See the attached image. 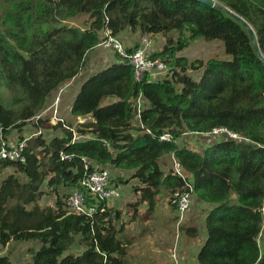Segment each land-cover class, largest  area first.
I'll return each mask as SVG.
<instances>
[{
    "label": "trees",
    "instance_id": "obj_1",
    "mask_svg": "<svg viewBox=\"0 0 264 264\" xmlns=\"http://www.w3.org/2000/svg\"><path fill=\"white\" fill-rule=\"evenodd\" d=\"M210 1L215 5L0 0V132L6 138L22 132L50 97L81 73L107 31L116 37L127 30L164 35L166 45L153 56L174 73L158 82L149 76L136 81L133 66L121 59L87 78L71 108L74 117H91L79 125L78 132L88 137L84 141H74L72 130L51 125L50 118L33 122L37 132L49 128L63 134L30 139L24 163L0 161L1 168L15 170L0 184V250L34 241L40 247L29 249L32 264H132L130 243L117 223L128 213L134 218L144 205L152 215L163 194L170 198L189 183L211 208L197 263L264 264V0ZM81 18H86L82 24H72ZM197 40L221 41L229 58L204 63L179 56ZM190 69H203L201 78L189 75ZM140 95L141 123L135 127ZM221 128L239 139L216 135L200 151L179 143L186 133L208 137ZM165 134L170 141L162 140ZM62 154L71 159L62 160ZM167 155L183 167L185 180L174 174L172 160L165 173ZM85 159L133 172L121 181H134V200L123 205L121 195L99 202L93 217L72 213L67 199L81 189ZM46 196L55 197L53 206L41 205ZM182 231L197 233L195 227ZM0 264H12L10 257L0 256Z\"/></svg>",
    "mask_w": 264,
    "mask_h": 264
},
{
    "label": "rangeland",
    "instance_id": "obj_2",
    "mask_svg": "<svg viewBox=\"0 0 264 264\" xmlns=\"http://www.w3.org/2000/svg\"><path fill=\"white\" fill-rule=\"evenodd\" d=\"M86 18H81L73 22V25H80ZM125 34L122 33L119 37L124 47L127 49L126 45L129 42H133L134 33L130 30ZM126 35V36H125ZM175 37L177 36L174 35ZM104 37V35H103ZM148 37L154 40V52H160L159 50H163L164 46L167 43V38L164 35H148ZM254 43L257 44L254 39ZM179 56H184L188 58L190 61L200 60L204 63L208 62L211 59H228L229 56L225 53L224 44L221 41H213L207 42L205 40H197L194 41L187 49L183 50ZM122 58L116 54L113 50H106L101 46H97L93 49L86 58L84 68L81 73L71 82L67 83L61 89L56 91L49 99L47 107L44 109L47 111V116H54V111L56 110V106L58 109V118L63 119L65 125H69L77 132V140L81 139V133L78 132L79 125L83 122L77 117L71 115L69 110L68 101L75 95L76 91L80 90L83 83L87 78L97 73L100 70H103L109 67L113 62H119ZM169 67V66H168ZM173 71L171 70L168 77H161V80L172 79ZM188 74L191 75L194 79L199 80L203 74V69L196 70L190 69L188 70ZM110 99L108 101L111 102ZM60 103V104H59ZM53 108V109H52ZM50 109V110H49ZM139 121H135L134 125L137 127ZM50 125V124H49ZM47 125V126H49ZM37 130L34 127V123H28L23 131L20 132L18 130H14L11 135H9L10 140H14V138L30 137L32 134L36 133ZM44 137L47 140H51L52 137L56 135H62L61 131H56L53 129L46 128L42 130ZM213 133V132H212ZM220 133V132H219ZM84 136V135H83ZM208 136V135H207ZM221 139H225L227 136L225 134H220ZM24 138V137H23ZM87 136H84V139H87ZM219 138V136H218ZM216 135L208 136L206 135H192L190 133H186L183 136L179 143L182 146H187L196 151H200L203 149L204 143H214L217 139ZM214 140V141H213ZM162 160V168L165 173H168L166 168L165 161L173 160L171 155H167L163 157ZM174 161L172 162V166H174ZM15 170L12 168H1L0 167V184L1 182L7 178L8 175L14 173ZM120 172V171H118ZM114 176V175H113ZM120 179V178H117ZM125 179V178H123ZM128 180V179H127ZM126 181V180H125ZM117 186L121 188L125 185L121 180H117ZM134 182L131 181L128 185V193L131 198H124L122 204H128L130 201L134 200V191L132 186ZM132 185V186H131ZM197 196L193 195V198L190 201V206L188 209L184 211H179L177 208L170 203V198H166L163 196L160 198L158 202V206L155 209V212L152 215H148V206L144 205L141 208L139 214H137L133 218V213H128L124 215V218L121 222L117 223L118 229H122L123 233L121 234L124 237L126 242H129V256L128 260L132 264H167L174 259L175 252L177 253V257L183 256V253L179 251L183 248L188 253L189 249L187 248L186 243H181L182 238L186 236L191 239H195V241H199L203 239L200 234L201 229H204L202 226L204 225L203 217L207 214V209H203V202L200 201L199 205L193 209L192 200ZM199 199V198H198ZM55 203L54 196H46L42 201L41 205L44 207L53 206ZM179 213V217L175 216L176 213ZM187 215L189 217L186 219ZM182 220V221H180ZM197 229L196 236L191 237L187 233L182 231L183 227H193ZM205 232V229H204ZM177 238L175 239L176 235ZM196 237H198L196 239ZM40 244L38 242L30 241V242H12L7 248H1L0 251H5V253L10 257L12 264H32V255L29 249H38ZM72 252V251H71ZM75 253V252H74ZM187 257V256H186ZM184 264H187L184 261Z\"/></svg>",
    "mask_w": 264,
    "mask_h": 264
},
{
    "label": "built area",
    "instance_id": "obj_3",
    "mask_svg": "<svg viewBox=\"0 0 264 264\" xmlns=\"http://www.w3.org/2000/svg\"><path fill=\"white\" fill-rule=\"evenodd\" d=\"M99 46L103 47L106 50H113L118 55H120L122 59H127L129 63L133 66L134 78L136 81H142L146 78V76H149L150 81L158 82L159 80H161V77H168L171 71V69L168 67L167 63L163 59L159 57L155 58L153 56L154 53H156L153 51L154 40L150 39L148 36H144L142 38L141 44L135 50H133L132 52H128L119 37L113 36L111 35L110 31H107L104 34L103 42ZM135 105L137 107V119L140 124L141 112L143 109L142 95H140V97L136 100ZM47 114V111L43 110L36 117H34L32 121L37 123L41 119L50 118L49 123L51 125L64 123V120L61 118L59 119L57 116V107L54 111V116H47ZM78 118L83 123L91 119V117ZM63 126L69 130H72V132L74 133V141L85 140L83 135H81L80 140H77L76 131L69 125L63 124ZM141 126L143 127V125ZM41 133L42 131L40 130L32 134L28 138H25L24 135V138H16L12 141L6 138L4 134L0 132V161L9 160L24 163L26 161V149L28 147V141L36 136H39ZM221 133L225 134V136L228 135L233 139H239L236 134L224 128L215 129L212 134L220 135ZM162 140L170 141L171 136L169 134H165L163 135ZM171 156L173 157L172 161H174L175 163L174 166H172L174 174L178 175L179 177L185 180V177L187 178V176L183 170V167L175 159L174 155ZM61 157L62 160L71 159V157L66 154H62ZM91 167H95V171H90ZM84 168L86 170V174L80 181L81 189L72 192L68 196L67 200L72 213L93 217L100 207L99 202L107 203L112 199L119 198L122 195V192L121 189L113 182L111 169L101 168L100 166L91 163L88 159L84 160ZM193 194L194 186L188 183L185 187L175 191L172 194L170 198V203L177 208L178 212L184 211L189 208ZM87 202H90V204H87ZM102 211H104V209ZM178 235L179 234H177L176 237ZM180 257H177V253L175 252L174 259L170 262V264H183L180 262Z\"/></svg>",
    "mask_w": 264,
    "mask_h": 264
},
{
    "label": "crops",
    "instance_id": "obj_4",
    "mask_svg": "<svg viewBox=\"0 0 264 264\" xmlns=\"http://www.w3.org/2000/svg\"><path fill=\"white\" fill-rule=\"evenodd\" d=\"M128 31L125 32V34L127 33ZM134 40L133 42H129L127 43L126 47L128 49H133V48H136L138 47L140 44H141V41H142V38L144 37L143 35H141L140 32H137V33H134ZM126 36V35H125ZM146 36V35H145ZM120 37V35L118 36ZM154 47V46H153ZM159 51H162V50H159ZM114 63V62H113ZM78 77V76H77ZM81 89V88H80ZM80 90L76 91L75 95L68 101V104H69V110L71 112V108H72V104L74 102V99L76 97V95L79 93ZM60 104V103H59ZM57 107V106H56ZM72 115V114H71ZM73 116V115H72ZM194 135V134H192ZM91 138V136H89ZM10 138V137H8ZM16 138H14L15 140ZM205 144V143H204ZM164 158H162L163 160ZM166 162V167L167 166H170V161H165ZM164 170V169H163ZM120 171V172H118ZM111 174H112V177L113 179L116 178V180H118L117 178H120V180L122 181H125L127 179H130L131 178V175L133 174V172L131 171H128V170H124V169H118V168H113V170H111ZM114 175V176H113ZM125 178V179H123ZM134 182V181H133ZM136 183V182H135ZM134 184V183H133ZM132 186V185H131ZM121 189V192H122V195H123V198H131L130 197V194L128 193V185L125 184L122 188L120 187ZM196 196V195H195ZM193 198V196H192ZM192 203H193V206L192 208L195 209L199 203H200V199H198V197H196L195 199L192 200ZM209 206V205H208ZM206 204L203 203V209H208L210 210L211 208L208 207ZM207 215V214H206ZM206 215L203 217V222H204V225L202 226L204 229H205V219H206ZM175 216L178 218V212L175 214ZM189 217V215H187L186 219ZM183 222V221H182ZM193 227H196V226H193ZM197 228V227H196ZM204 229H201V232L199 235L203 234L201 237L203 238L201 240L202 243H199V241H195V239H191L188 237V240L186 238V236L184 235L185 238H182L181 240V243H186L187 244V248L189 249V252L187 253L185 251V249H181L180 250V253H183V257H184V260H183V257H180V262L184 264V261L187 263V264H198L197 263V255L201 249V247L203 246V243H204V239H205V232H204ZM177 237H175L176 239ZM198 237H196L197 239ZM10 245V244H9ZM7 248V247H6ZM3 255H7L5 253V251H0V256H3ZM187 256V257H186ZM12 262V261H11ZM167 264H170L167 263Z\"/></svg>",
    "mask_w": 264,
    "mask_h": 264
},
{
    "label": "water",
    "instance_id": "obj_5",
    "mask_svg": "<svg viewBox=\"0 0 264 264\" xmlns=\"http://www.w3.org/2000/svg\"><path fill=\"white\" fill-rule=\"evenodd\" d=\"M199 1H201V2H203V3H205V4L212 5V6L215 5V2L210 1V0H199ZM252 39H254V36H253V35H252ZM254 44H255V43H254ZM257 52L259 53V50H257Z\"/></svg>",
    "mask_w": 264,
    "mask_h": 264
},
{
    "label": "clouds",
    "instance_id": "obj_6",
    "mask_svg": "<svg viewBox=\"0 0 264 264\" xmlns=\"http://www.w3.org/2000/svg\"><path fill=\"white\" fill-rule=\"evenodd\" d=\"M146 36H148V35H146ZM118 37V36H117ZM135 50V49H134ZM117 54V53H116ZM120 56V55H119ZM122 58V57H121ZM53 126H55V125H53ZM77 133V132H76ZM18 138H20L19 136H18ZM86 140V139H85ZM80 141H84V140H80ZM195 194V193H194ZM193 194V195H194ZM178 217H179V213H178Z\"/></svg>",
    "mask_w": 264,
    "mask_h": 264
}]
</instances>
